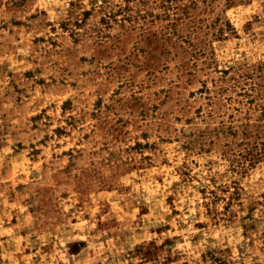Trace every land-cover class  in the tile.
<instances>
[{"label": "rangeland", "instance_id": "rangeland-1", "mask_svg": "<svg viewBox=\"0 0 264 264\" xmlns=\"http://www.w3.org/2000/svg\"><path fill=\"white\" fill-rule=\"evenodd\" d=\"M0 264H264V0H0Z\"/></svg>", "mask_w": 264, "mask_h": 264}]
</instances>
